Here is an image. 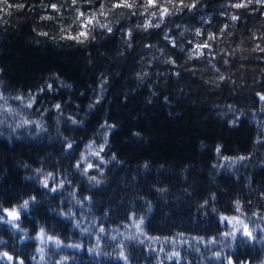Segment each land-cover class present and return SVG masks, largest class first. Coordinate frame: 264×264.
<instances>
[{
  "label": "trees",
  "instance_id": "16d2710c",
  "mask_svg": "<svg viewBox=\"0 0 264 264\" xmlns=\"http://www.w3.org/2000/svg\"><path fill=\"white\" fill-rule=\"evenodd\" d=\"M0 264H264V0H0Z\"/></svg>",
  "mask_w": 264,
  "mask_h": 264
},
{
  "label": "snow or ice",
  "instance_id": "6c2138e0",
  "mask_svg": "<svg viewBox=\"0 0 264 264\" xmlns=\"http://www.w3.org/2000/svg\"><path fill=\"white\" fill-rule=\"evenodd\" d=\"M149 3H152V0H149ZM240 6H241V5H237V7H240ZM165 11H166V10H165ZM233 19H235V17H233ZM81 35H83V33H82ZM57 107H59V106H57ZM91 167H92V165L89 164V165H88V168H91ZM85 171H87V169H85ZM25 205H27V201H25ZM8 215H9L10 217L15 218V217H16V211H15V209H13L11 212H9Z\"/></svg>",
  "mask_w": 264,
  "mask_h": 264
}]
</instances>
